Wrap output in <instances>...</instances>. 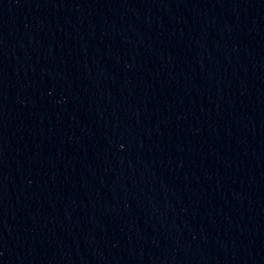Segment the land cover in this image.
Listing matches in <instances>:
<instances>
[{"label": "water", "instance_id": "obj_1", "mask_svg": "<svg viewBox=\"0 0 264 264\" xmlns=\"http://www.w3.org/2000/svg\"><path fill=\"white\" fill-rule=\"evenodd\" d=\"M120 0H0V264H82Z\"/></svg>", "mask_w": 264, "mask_h": 264}]
</instances>
